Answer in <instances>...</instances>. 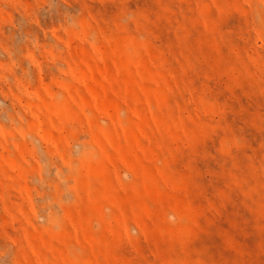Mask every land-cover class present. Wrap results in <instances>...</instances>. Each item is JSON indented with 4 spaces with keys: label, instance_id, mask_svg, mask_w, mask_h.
<instances>
[{
    "label": "rangeland",
    "instance_id": "374dc122",
    "mask_svg": "<svg viewBox=\"0 0 264 264\" xmlns=\"http://www.w3.org/2000/svg\"><path fill=\"white\" fill-rule=\"evenodd\" d=\"M0 264H264V0H0Z\"/></svg>",
    "mask_w": 264,
    "mask_h": 264
}]
</instances>
